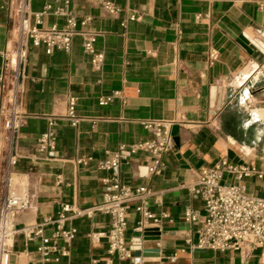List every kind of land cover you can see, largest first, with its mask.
I'll return each mask as SVG.
<instances>
[{
    "label": "crops",
    "instance_id": "0c3cea01",
    "mask_svg": "<svg viewBox=\"0 0 264 264\" xmlns=\"http://www.w3.org/2000/svg\"><path fill=\"white\" fill-rule=\"evenodd\" d=\"M10 0H0V110L7 103L14 70L7 53L15 47ZM121 9L113 17L90 0H72L77 19L91 17L80 32L99 34L96 47L104 52L101 71H95L76 36L69 52L47 54L29 46L26 64L24 110L12 167L13 181L27 189L32 208L17 213L15 225L42 224L56 215L63 204L86 209L103 201L104 179L109 176L98 163L122 146L150 138L143 121L174 123L178 144L165 153L166 170L148 172L149 155H128L120 166L123 184L148 188L146 205L157 216L168 215L156 225L140 226L137 203L128 208L127 243L133 259L114 264H264V247L243 252H218L196 247L201 221L187 222L185 211L204 216V201L195 186L198 173L222 158L234 165L255 168L257 175L241 182L247 191L264 198V9L261 0H112ZM52 0H32L39 12ZM135 14L137 20H129ZM126 21V26L122 22ZM65 19L43 18V26L63 27ZM249 40L254 54L238 42ZM217 49L219 60L210 65L208 53ZM120 97L100 105L103 97ZM68 97L77 98V112L85 120L73 127L64 117ZM57 122V147L53 157L37 151V143L48 128V118ZM0 115V207L8 167L7 145ZM82 157L92 160L78 164ZM229 183L238 182L227 176ZM78 234L70 255L53 264H107V239L92 241L91 233L107 232L110 217L97 214L72 222ZM159 236H145V231ZM51 229L46 230V235ZM153 249L158 256H137ZM175 259V260H173ZM9 264H41L36 246L23 235L15 238Z\"/></svg>",
    "mask_w": 264,
    "mask_h": 264
},
{
    "label": "built area",
    "instance_id": "2783aa9c",
    "mask_svg": "<svg viewBox=\"0 0 264 264\" xmlns=\"http://www.w3.org/2000/svg\"><path fill=\"white\" fill-rule=\"evenodd\" d=\"M56 6L46 4L39 12L32 10V0H10L8 7L13 15L14 49L7 53V61L14 70V79L9 87L7 103L1 107L0 115L3 119V139L7 145L8 167L4 180V200L0 207V264H9L15 238L21 234L26 243L36 246L41 264H53L70 255V249L78 234V229L72 224L76 219L93 218L97 214L110 217V228L107 232L91 233L92 241L107 239L109 243L110 260L107 264H114L113 258L121 261L133 259V253L127 243L128 208L137 203L136 211L141 214L140 226L151 221L160 225L164 220H170L168 215L157 216L146 205V197L154 195L143 186L131 187L123 184L120 177V166L128 155L145 153L150 157L148 172L151 175H161L166 170L164 155L175 145L173 128L170 121L146 120L143 126L151 136L149 139L130 145L122 146L117 152L98 163V169L109 174L104 181L103 201L94 207L81 209L71 204H63L61 210L54 216L48 217L42 224L26 225L17 228L15 217L17 213L32 208L31 197L27 189L20 190L19 183L13 181L12 167L17 164L18 157L15 147L21 128L25 125L26 114V64L28 49L42 47L47 54L55 50L69 52L76 36L83 37V48L91 57V64L95 71H101L105 62V54L99 51L96 43L99 37L95 32H80L79 26H86L91 17L79 20L71 10L72 0H52ZM99 4L113 17H119L122 9L112 0H90ZM264 9V0L258 3ZM53 15L64 18L63 27L53 25L43 26V18ZM131 14L129 20H137ZM126 26V21L122 22ZM220 58L217 49H210L209 64L214 65ZM119 93L103 97L100 105H107ZM67 113L64 117L73 127L85 120L77 112V98L68 97ZM57 122L54 117L48 118V130L43 133L37 143V151L53 157L57 147ZM128 154V155H127ZM92 159L82 157L78 164L87 165ZM257 175L262 177L255 168L245 165H234L227 158L220 159L211 167L200 169L195 186L191 191L199 193L204 201V216L187 209L184 219L187 222L201 221L198 231L199 249L218 252L230 250L243 252L264 247V198L250 194L242 180ZM227 176L234 177L238 182L229 183ZM50 228L51 234L46 235ZM175 260V259H173Z\"/></svg>",
    "mask_w": 264,
    "mask_h": 264
},
{
    "label": "water",
    "instance_id": "95a60500",
    "mask_svg": "<svg viewBox=\"0 0 264 264\" xmlns=\"http://www.w3.org/2000/svg\"><path fill=\"white\" fill-rule=\"evenodd\" d=\"M263 29H264V26H263ZM238 42L241 44V46L243 48L246 49V51L249 54H251V55L254 54V49L250 46V42H249L248 39H246L244 37H240ZM173 135L174 136L176 135L175 127L173 128ZM174 141H175L176 144H178V139L177 138H175ZM159 234L160 233L158 231H149V230L145 231V236H159ZM158 254L159 253H158L157 249H156V251L153 250V249H147V251H139V252H137V256H139V257L140 256H158Z\"/></svg>",
    "mask_w": 264,
    "mask_h": 264
},
{
    "label": "rangeland",
    "instance_id": "374dc122",
    "mask_svg": "<svg viewBox=\"0 0 264 264\" xmlns=\"http://www.w3.org/2000/svg\"><path fill=\"white\" fill-rule=\"evenodd\" d=\"M17 182H19L18 179H15V180H14V183H17Z\"/></svg>",
    "mask_w": 264,
    "mask_h": 264
}]
</instances>
